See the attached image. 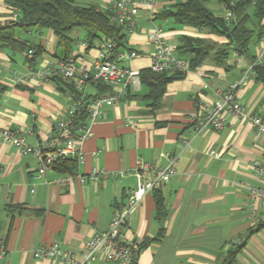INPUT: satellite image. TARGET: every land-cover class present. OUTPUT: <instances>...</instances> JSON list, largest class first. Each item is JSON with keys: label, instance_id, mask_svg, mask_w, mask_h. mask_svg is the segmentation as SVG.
<instances>
[{"label": "crops", "instance_id": "crops-1", "mask_svg": "<svg viewBox=\"0 0 264 264\" xmlns=\"http://www.w3.org/2000/svg\"><path fill=\"white\" fill-rule=\"evenodd\" d=\"M99 1L98 9L110 8L109 0ZM208 3H215L213 9L221 14ZM174 4L173 0H158L156 8H149L135 2L136 28L127 33L126 49L136 51L138 57L121 65L149 69L154 49L148 34L154 27L161 29L177 58H191L180 49L185 38L208 53L196 69L166 84L156 107L146 97L148 88L140 84L138 89H128L117 105L106 107L101 119L91 124L88 138L79 146L82 160L76 162L74 175L101 170L106 178L62 185L59 180L68 174L50 168L39 175L35 156H22L0 141V264H66L58 258L33 257L38 247L54 242L80 261L84 242L108 228L115 207L125 203L136 188V164L164 167L168 158L176 159L174 173L142 199L127 226L140 245L137 264H221L237 246L233 264H264L262 208L252 204L248 195L250 187L263 186L252 167L264 162V138L248 120L230 114H225L220 130L197 131L194 119L199 114L196 103L212 105L218 90L242 79L250 57L228 52L220 58L228 43L224 36L158 18ZM207 4L215 16L225 20L224 4L215 0ZM13 19L11 7L0 0V23ZM72 32L71 58L77 68L92 71L102 41L88 48L85 32ZM17 37L39 46L41 55L28 62L25 52L0 48V84L6 87L0 98V129L31 128V133L20 135L36 149L65 112L72 85L61 78L14 85L13 71L24 74L58 60L52 30L33 28L18 31ZM260 43L252 42L250 56L256 55ZM98 93L107 96L111 90H98L93 84L85 88V95ZM236 99L248 115L264 118V82L249 74L239 85ZM157 199L162 200V215ZM8 207L15 209L8 211ZM90 264L118 263L98 256Z\"/></svg>", "mask_w": 264, "mask_h": 264}, {"label": "built area", "instance_id": "built-area-1", "mask_svg": "<svg viewBox=\"0 0 264 264\" xmlns=\"http://www.w3.org/2000/svg\"><path fill=\"white\" fill-rule=\"evenodd\" d=\"M111 2V19L116 24L125 28L127 33L135 30L136 23L133 15V6L139 2L149 8H156L158 0H109ZM226 8V7H225ZM16 15L13 14L15 19ZM225 20L230 21L232 13L226 8ZM148 42L153 47V55L149 69L154 73L176 72L187 73L190 71L189 60L180 59L173 55L172 49L162 38L161 29L154 27L148 34ZM85 46V44H83ZM115 43L110 40L102 41L97 58L93 63L92 71L85 68H77L75 60H56L45 63L27 73L12 72V83L16 86L29 81L48 82L51 79L61 78L72 85V91L68 97L65 112L54 121L51 132L42 140L41 146L32 148L25 143L20 135L31 133V128H6L0 129V141L13 146L22 156L32 154L38 161L37 172L44 175L46 169H50L56 159L71 158L76 162L82 160L79 146L90 134L91 124L101 119L106 107L115 106L120 99L127 94L128 89H138L140 86V71L134 70L121 63L138 57L133 50L124 49L114 57ZM29 56L33 49H29ZM264 65V37L261 40L254 59L248 65L242 79L228 87L226 90L217 91V99L212 105L197 104L199 114L194 117L197 131L206 128L220 130L225 125V114L235 118L246 119L264 138V118L258 115H248L245 108L237 101L236 92L245 78L251 74L255 78V68ZM101 84L111 90L107 96H96L86 101L85 88L90 85ZM85 112V120L80 117ZM175 158H168L164 167L138 162L134 169L137 178V186L131 190L125 203L117 205L113 211L108 228L101 232H94L83 244L82 259L76 261L74 254L64 249L61 244L54 242L49 247H38L33 257L35 259L58 258L66 264H90L98 256L105 261L118 264H137L140 245L128 229L132 218V212L138 207L142 199L149 193L158 190L162 184L168 182L174 173ZM254 175L262 181V187H250L248 191L252 204L262 208L261 216L264 218V162L253 164ZM101 170H94L88 176L69 175L59 180L60 184L67 185L78 180L83 183L86 180L97 183L106 178Z\"/></svg>", "mask_w": 264, "mask_h": 264}, {"label": "trees", "instance_id": "trees-1", "mask_svg": "<svg viewBox=\"0 0 264 264\" xmlns=\"http://www.w3.org/2000/svg\"><path fill=\"white\" fill-rule=\"evenodd\" d=\"M175 4L163 10L159 19L171 18L175 22L198 29H206L215 34L227 38L228 43L221 50V57L234 52L249 55L252 42L258 43L264 37V0H215L229 9L232 13L230 21L215 16L206 6L210 0H173ZM11 7L15 19L0 23V48L8 49L14 53L25 52L33 49V54L28 56V62H34L41 55V48L33 46L17 37V32H27L33 28L50 29L57 38L58 60L66 61L71 58L72 31L79 29L85 32V42L90 48L97 41L110 40L115 43L114 57L127 48V32L121 25L111 19L109 9L100 10L94 5L79 6L75 0H5ZM196 41V40H195ZM183 53L191 56L189 60L190 70L196 69L203 63L208 53L203 47L194 44V40L185 38L180 46ZM185 73H154L150 69L140 71V84L148 88L147 98L156 107L160 97L165 91L168 82L183 78ZM257 81L264 82V65L255 68ZM98 90L105 89L101 84L95 85ZM6 87L0 84V98ZM71 87V91H72ZM99 96L86 95V101ZM82 121L85 120V112H81ZM51 168L59 172L74 175L77 163L71 158L60 157L55 160ZM158 214L162 215V200L157 199ZM17 207V206H16ZM20 209V207H18ZM8 211L15 209L8 207ZM240 246L234 247L228 253V257L221 264H233Z\"/></svg>", "mask_w": 264, "mask_h": 264}, {"label": "rangeland", "instance_id": "rangeland-1", "mask_svg": "<svg viewBox=\"0 0 264 264\" xmlns=\"http://www.w3.org/2000/svg\"><path fill=\"white\" fill-rule=\"evenodd\" d=\"M75 2L79 6H90V5L98 6V5H100V1L99 0H75ZM215 3H208L207 6L209 8H211L212 10H214L213 7H212V5L215 4ZM214 12L216 14H218V15L221 14L220 12L215 11V10H214ZM74 31H79L80 33H83V31L82 30H79V29H76ZM72 34H73V32H72ZM83 36L84 35L82 34L81 37L79 36V38H83Z\"/></svg>", "mask_w": 264, "mask_h": 264}]
</instances>
